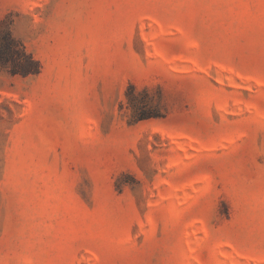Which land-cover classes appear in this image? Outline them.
Here are the masks:
<instances>
[{"label": "rangeland", "instance_id": "374dc122", "mask_svg": "<svg viewBox=\"0 0 264 264\" xmlns=\"http://www.w3.org/2000/svg\"><path fill=\"white\" fill-rule=\"evenodd\" d=\"M41 63L0 69V264H264V0H0Z\"/></svg>", "mask_w": 264, "mask_h": 264}, {"label": "trees", "instance_id": "16d2710c", "mask_svg": "<svg viewBox=\"0 0 264 264\" xmlns=\"http://www.w3.org/2000/svg\"><path fill=\"white\" fill-rule=\"evenodd\" d=\"M1 23V22H0ZM27 76L41 71V63L9 29L0 30V69Z\"/></svg>", "mask_w": 264, "mask_h": 264}]
</instances>
